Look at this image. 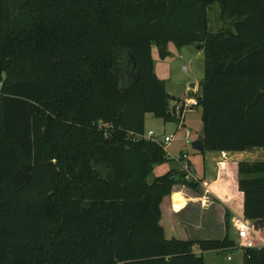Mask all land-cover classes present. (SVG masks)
<instances>
[{"label": "trees", "instance_id": "16d2710c", "mask_svg": "<svg viewBox=\"0 0 264 264\" xmlns=\"http://www.w3.org/2000/svg\"><path fill=\"white\" fill-rule=\"evenodd\" d=\"M213 5L229 20L216 31ZM170 42L204 50V151L263 148L264 0H0V264H204L240 248L228 220L223 238L192 239L171 215L173 187L201 180H147L169 157L135 136L146 114L179 120L152 57ZM228 173L243 215L264 219V160Z\"/></svg>", "mask_w": 264, "mask_h": 264}, {"label": "rangeland", "instance_id": "374dc122", "mask_svg": "<svg viewBox=\"0 0 264 264\" xmlns=\"http://www.w3.org/2000/svg\"><path fill=\"white\" fill-rule=\"evenodd\" d=\"M209 19V29L211 31H216L222 27H225L229 20L222 19L219 16V9L216 5L210 7L208 11ZM168 55L165 58H161L158 49L155 45L152 46V57L154 61V71L160 79L165 82L166 89L175 98H184L192 95L189 92L192 88L199 90V82L204 75V50L198 44L185 45V46H175L173 43H168L167 45ZM198 88V89H197ZM195 94V93H194ZM174 100H170V110L175 114L174 110ZM177 116V114H175ZM182 121V123L178 122ZM186 128L190 131V141L193 142L202 135L203 124L201 120V110L198 107H193L190 110H186L179 120H169L163 121L161 118L154 117L152 114L148 113L145 116V133L152 131L154 133V138L162 140L165 135H174V139L165 144V149L167 155L172 158L174 162L175 158L181 152L187 153V158L192 165V176L194 178L201 177L202 164L204 155L209 156V152L206 151L205 154L193 153V148L191 144H185L184 137L186 135ZM263 148H258L257 150H262ZM256 151V150H255ZM246 152V157L244 160L255 161L264 160V151ZM256 155V156H253ZM172 161L166 163L154 165V169L149 174L147 180L151 182L156 176L165 173L170 169ZM176 161V160H175ZM175 163V162H174ZM178 169H181L180 164L176 161L175 165ZM175 193V194H174ZM173 196H179L178 192H174ZM176 209L183 203H177ZM181 204V205H179ZM179 205V206H178ZM165 216L166 215V211ZM165 223V222H164ZM254 229L256 231V241L257 237H264V224L260 226L258 223L252 222ZM229 237L234 239L235 242L238 241L236 231L230 229ZM255 235V234H254ZM243 249L236 248L231 251H214L209 250L203 252V263L204 264H243L242 263Z\"/></svg>", "mask_w": 264, "mask_h": 264}, {"label": "crops", "instance_id": "0c3cea01", "mask_svg": "<svg viewBox=\"0 0 264 264\" xmlns=\"http://www.w3.org/2000/svg\"><path fill=\"white\" fill-rule=\"evenodd\" d=\"M193 151L195 154L206 153V151L199 152L194 148ZM252 151L255 153L264 151V149H254ZM246 152L249 151H211L209 152V156L204 155L203 157L201 177H196V179L204 180L207 183L206 186L200 183L197 190L179 184L173 187L169 198V211L171 215L176 217L179 223H181L185 237H190L192 239H221L226 234L227 220L230 224L229 231L230 229L234 230L231 225V218L243 214V204L230 180L228 164L244 160ZM168 161H172V158L169 157ZM174 162L176 163L175 160ZM174 162L172 161L175 165ZM172 165H170V169H178L177 166ZM174 192H178L179 196L176 195V197H174ZM176 201H178L177 203L184 202L183 205H178L179 209L175 207ZM227 214H229V219L227 218ZM252 222L258 223L260 226L264 224V221L261 220ZM176 224L178 225V223ZM241 258L243 263V255Z\"/></svg>", "mask_w": 264, "mask_h": 264}, {"label": "built area", "instance_id": "2783aa9c", "mask_svg": "<svg viewBox=\"0 0 264 264\" xmlns=\"http://www.w3.org/2000/svg\"><path fill=\"white\" fill-rule=\"evenodd\" d=\"M189 92H192L193 94L184 98H180L178 100H174L173 106L175 110V114H177L178 118H181L183 113L186 110H190L193 107L197 106V99L194 96V93L197 92L194 88L189 90ZM182 123V121H179ZM136 137H145L150 138L152 140H155L157 142H160L165 146V144H168L174 139V135H165L162 140H158L154 138V133L152 131H149L144 134H137ZM190 131L186 128V135L184 137L185 144H191L193 142L190 141ZM175 160L180 164L181 171L184 172L185 178L187 179H196L192 176V165L190 161L187 158V153L181 152L177 155ZM200 183L203 186H206L207 183L204 180H201ZM231 225L236 231L238 241L236 242V245L240 248H264V237L260 236L257 237L256 241V231L254 229V225L252 224V221L247 219L243 214H240L238 216H233L231 218ZM255 234V235H254Z\"/></svg>", "mask_w": 264, "mask_h": 264}, {"label": "water", "instance_id": "95a60500", "mask_svg": "<svg viewBox=\"0 0 264 264\" xmlns=\"http://www.w3.org/2000/svg\"><path fill=\"white\" fill-rule=\"evenodd\" d=\"M192 146L195 150H197L199 152L204 151V143H203V140H201V139H197V140L193 141ZM261 221H264V219H262Z\"/></svg>", "mask_w": 264, "mask_h": 264}]
</instances>
